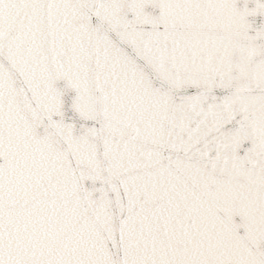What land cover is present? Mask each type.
<instances>
[{
	"label": "snow or ice",
	"instance_id": "obj_1",
	"mask_svg": "<svg viewBox=\"0 0 264 264\" xmlns=\"http://www.w3.org/2000/svg\"><path fill=\"white\" fill-rule=\"evenodd\" d=\"M0 264H264V0H0Z\"/></svg>",
	"mask_w": 264,
	"mask_h": 264
}]
</instances>
